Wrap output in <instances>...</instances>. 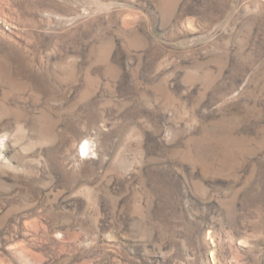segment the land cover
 <instances>
[{"label": "rangeland", "instance_id": "374dc122", "mask_svg": "<svg viewBox=\"0 0 264 264\" xmlns=\"http://www.w3.org/2000/svg\"><path fill=\"white\" fill-rule=\"evenodd\" d=\"M0 264H264V0H0Z\"/></svg>", "mask_w": 264, "mask_h": 264}, {"label": "bare ground", "instance_id": "6f19581e", "mask_svg": "<svg viewBox=\"0 0 264 264\" xmlns=\"http://www.w3.org/2000/svg\"><path fill=\"white\" fill-rule=\"evenodd\" d=\"M88 149H89L88 142H85V143L82 145V150H83L84 152H86V151H88Z\"/></svg>", "mask_w": 264, "mask_h": 264}]
</instances>
